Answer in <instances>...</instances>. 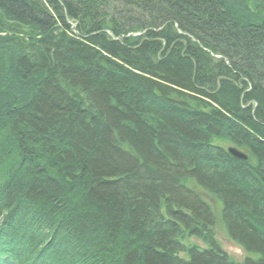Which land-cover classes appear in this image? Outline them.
<instances>
[{
    "label": "trees",
    "instance_id": "obj_1",
    "mask_svg": "<svg viewBox=\"0 0 264 264\" xmlns=\"http://www.w3.org/2000/svg\"><path fill=\"white\" fill-rule=\"evenodd\" d=\"M207 198L264 264V0H0V264H238Z\"/></svg>",
    "mask_w": 264,
    "mask_h": 264
},
{
    "label": "rangeland",
    "instance_id": "obj_2",
    "mask_svg": "<svg viewBox=\"0 0 264 264\" xmlns=\"http://www.w3.org/2000/svg\"><path fill=\"white\" fill-rule=\"evenodd\" d=\"M73 33L75 34V32H73ZM118 39L116 38V41H118ZM207 200L211 204V206H212V208H213V210L217 216L216 236H217V239L220 242L222 248L224 249V251L227 252V254L230 256V258L233 259L234 261H236V262L243 261L246 258L247 253L244 251V249L241 246H239L237 243H235L225 232V230H224V228H223V226L219 220V210H220L219 205L214 200H211L208 198H207ZM251 257L257 258L258 256L257 255H251Z\"/></svg>",
    "mask_w": 264,
    "mask_h": 264
},
{
    "label": "water",
    "instance_id": "obj_3",
    "mask_svg": "<svg viewBox=\"0 0 264 264\" xmlns=\"http://www.w3.org/2000/svg\"><path fill=\"white\" fill-rule=\"evenodd\" d=\"M228 153L233 158H235L236 160L243 161V162H248L249 161L248 155L246 153L242 152L241 150L237 149V148L229 147L228 148Z\"/></svg>",
    "mask_w": 264,
    "mask_h": 264
},
{
    "label": "bare ground",
    "instance_id": "obj_4",
    "mask_svg": "<svg viewBox=\"0 0 264 264\" xmlns=\"http://www.w3.org/2000/svg\"><path fill=\"white\" fill-rule=\"evenodd\" d=\"M131 37V35L128 36V38ZM125 41V40H124ZM228 149V147H227ZM1 222V221H0ZM36 261V264H39L40 263V259H35ZM244 261H238L237 263L240 264V263H243Z\"/></svg>",
    "mask_w": 264,
    "mask_h": 264
}]
</instances>
